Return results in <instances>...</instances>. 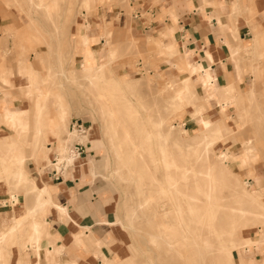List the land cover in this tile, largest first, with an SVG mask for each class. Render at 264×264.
I'll return each instance as SVG.
<instances>
[{
    "label": "rangeland",
    "instance_id": "374dc122",
    "mask_svg": "<svg viewBox=\"0 0 264 264\" xmlns=\"http://www.w3.org/2000/svg\"><path fill=\"white\" fill-rule=\"evenodd\" d=\"M83 1L75 0L73 10L67 11L68 1L62 0L58 2V9H54L53 12L51 10L48 14L45 10L48 0L47 2H44V0H0V102L5 99L8 104L11 101L13 103L11 107L15 109L28 110V112L24 113L23 120H28L31 126L26 131L20 127L17 129L16 127H12L9 116H7L3 106L0 105V113H5L3 121L0 116V140L8 136V138H16L17 143L20 145L25 143L24 149L28 157L24 162V167L29 173V178L33 179L38 187L42 188L45 185L53 184V182L44 177L45 166L49 164L48 155L52 152V150L48 149L52 147L53 143H56L58 149L63 150V142L68 135L69 125L73 119L87 122L93 127L90 139L87 141L89 143L87 145L89 154L86 160L87 166L93 172L99 169L98 172L102 175L100 181L104 185V189L114 197L113 211L115 222L111 223V225L115 224L114 227L117 229V233L115 238H108L107 242H104L103 248L105 247L104 249L108 258L122 260V263H127V260L133 258L136 264H220L219 261L221 259V264H223L222 260L223 262L226 261V257L216 254L217 252L211 254L216 246L213 242V240H216V237H213V240H211L210 237L208 238L207 235L202 234L200 240L198 235L197 237L195 235L190 236L191 239L193 237V240L198 238V242L189 239L190 242L184 243L186 246L183 244L182 252L178 253H174L169 249L166 242L162 241V239L158 241V245L152 242L151 235L157 236L160 230L156 223L158 221L149 222V219L155 206L158 209L162 205H167L165 209L170 211L168 222L175 227L172 231L168 232L167 237L173 242L182 240L178 224L181 223L183 228H185L188 222L181 219L182 217L174 211L175 206H173L174 203L177 205L181 198L173 190L169 191V189H164V194H161L159 192V182H157L158 184L156 182L151 184V175L144 170L140 171L142 165L141 158H138V156H135L133 162L128 167L126 166V168L123 163L121 164V160L115 151L120 152L121 159L124 162V160L127 161L128 159V150L130 148L127 145L128 143L123 140L125 127H123L122 121L120 122L119 120L120 117H124L122 109L113 106L112 100H107L109 104L104 98H98L99 90L88 84L83 74H73L74 76H72L70 70L71 68L80 70L82 65L80 57L82 53L76 48L75 53L71 46L75 45L76 40V45L82 48V37L81 39H77V36L82 34L87 35L89 40L87 53H83L84 57H88L85 66L94 67L101 63H110L109 67L110 69L113 68V75L116 77V80L124 85V95L135 107V112L130 114V116L128 115L129 117L127 116V119L131 122V136H133L134 132V138L136 137L135 144L139 142V138L137 137H141V135L143 137L147 133H150L151 139L147 145L152 149V157L161 159L160 147L164 142L156 135V130L152 125L157 115L166 118L165 125L173 129L172 138L174 139L189 141L191 139L189 136H194L199 131L197 129V119L193 120L191 116L194 113L200 112V102L195 101L192 105H187L186 99L182 96L183 91H181L182 81L190 73L189 71L185 72L186 74L180 73L179 68L174 67V65L178 66L184 61L185 55L179 51V45L177 44V51L168 52L167 46L164 47V45L169 42V39L162 37L159 31L151 33L132 31L130 29V20L132 19L133 9L130 8V0H91L92 8L90 6L86 7ZM120 10L124 15L119 17L117 13ZM4 25L6 27H1ZM106 30L109 31V36H105ZM107 39L116 53L112 61L109 60L106 54L108 50ZM92 46L96 53L97 62L92 51ZM73 52L75 56L73 64H71L70 58ZM92 54L93 57L89 58V55ZM104 56L106 57L104 58ZM10 59L13 61L11 65L9 64ZM29 65H32L37 71V75H32L35 83L33 88H28L30 85L29 76L24 70L30 67ZM63 73H66L65 76H63ZM3 79H6L9 84L4 83ZM131 86L133 87L131 88ZM22 88H28V97L24 94ZM242 92V90H239L236 94V96L239 95V100L235 97L239 105L231 100L230 104L227 102V106L224 108L223 116L229 117L227 122L231 132H226V136L223 139H220V141L216 140L214 146H209V151L206 155L208 154V157L215 161H218L217 155L222 154V152L229 151L237 157L240 154L244 155L242 160L239 158L233 159L228 164L229 168L235 172L232 175L233 178L237 177L242 187L244 186L247 191H252L257 186L254 179L247 176V173L255 172L261 180V190L264 192V94L259 93L251 100L247 99V96H244L243 103L240 100ZM198 93L204 97L209 96V92L207 93L205 90L202 92L198 91ZM35 94L44 97L48 95L55 97L62 95L66 103V108L64 109L66 121L63 125L66 128V133L58 139L53 137L51 134L52 130L50 129L48 133L51 136L45 138V146L39 147L38 161L34 158L32 151L33 143L37 140L36 135L41 133L33 125L36 109ZM175 96L180 98L182 108L176 109L175 114L173 113L169 117L167 115L171 111V102ZM7 97L10 99H6ZM224 102L221 100L219 104H223ZM216 103L218 104L217 101ZM47 105L49 116L59 113V108L51 105V102L47 101ZM106 106L110 112L115 111V115L109 113V110L105 109ZM206 106L207 110L212 108L211 103H207ZM239 115H242V120L239 119ZM218 116L220 120L222 115L219 112ZM112 122H116V137L114 142H111L109 137L104 134L107 125H110ZM132 122L136 123L135 126ZM185 123H187V127H184ZM143 129H145V133ZM136 131L139 132L137 133ZM174 139L168 140L164 146L173 154L174 159L180 160L183 158L185 151L183 148L174 145ZM245 140L252 141L254 144H261L257 151V159L249 165L244 160L246 153L245 149H243V143H246ZM5 153L6 149L1 148L0 201L8 204L20 203L13 213H4V218L8 222L5 226L9 229L13 221L16 220V217L24 215L34 205L35 197L32 191L28 190L27 186L24 185L16 188V184H14L11 178H7L8 171L5 172V167L2 165ZM11 153L9 154L11 155ZM164 164V162L159 161L155 175L165 185ZM36 169L38 173L43 175V178L40 179L37 175H34ZM173 172L177 173L176 170ZM190 186L192 187L193 185ZM48 187L54 195V188L50 185ZM191 192L195 191L191 189ZM150 193L154 197L150 201L151 198L148 196L151 203L147 200V194ZM237 193L240 195L245 194L241 188L238 189ZM7 197L8 199L5 200ZM262 202L264 203V194ZM147 203L152 204L151 209ZM225 203L229 204V200H225ZM235 207H237L236 204ZM243 207L248 211L264 213V209H259L260 207L255 204L240 206V208ZM184 209L187 210L186 204L184 205ZM49 217L47 216V219ZM37 218H41V215H37ZM185 219H187V216H185ZM258 219L248 214L243 215L242 213H238V211L230 212L228 209L222 210L219 213L217 220L218 227L224 226L222 227L224 230L227 228L226 225L232 220L237 222L238 226L247 225V229L241 233H236L232 237L233 240L250 238L258 239L257 241H259V244H256V242L255 244L254 242L251 244L242 243L234 255L244 256V254L247 255L246 251H249L248 254H251L254 250L256 252L258 250V253H260V250L264 249L262 243V239L264 238V217ZM31 220V218L27 219V222ZM3 225H0V230L3 229ZM47 227L50 228L49 225ZM174 232L175 234H172ZM24 237H26L25 232H20L8 239L4 244L6 260H1V264H9L7 262L8 254L12 246H16L17 250L16 264L22 255L25 256L19 243H13L14 239L17 240L19 238L20 240ZM203 240L206 242L204 243ZM197 243L201 244L198 246ZM204 244L205 246H203ZM111 246H114L112 250L110 249ZM183 247L188 248L186 250ZM79 248L81 249L79 245L75 244V249ZM200 248H203V250L199 251ZM104 249L102 250L103 252ZM149 249L154 254H150ZM64 250L65 248L62 247L61 253ZM189 251L192 253L190 258L188 256L190 255ZM91 252L93 256L95 253L97 255V251L91 250ZM197 252L199 255H202L196 259L194 256ZM28 253L29 255H27L25 264L36 263L35 249H32ZM0 255H2L1 249ZM57 256L53 257V261H58ZM150 256L155 257V259L150 261ZM202 256L206 258L205 263L202 260ZM99 257L101 256L99 255ZM71 261L76 260L72 259ZM98 261L99 263L96 264H102L103 262L102 258ZM225 263L228 264L227 261ZM80 264L89 263L83 261Z\"/></svg>",
    "mask_w": 264,
    "mask_h": 264
},
{
    "label": "bare ground",
    "instance_id": "6f19581e",
    "mask_svg": "<svg viewBox=\"0 0 264 264\" xmlns=\"http://www.w3.org/2000/svg\"><path fill=\"white\" fill-rule=\"evenodd\" d=\"M60 1L62 0H48V2L47 0H44V2H47V5L45 6V10L48 12V14L50 13L51 10L53 12V10L58 7L59 4L58 2ZM67 1H68L66 8L67 11L73 10L74 8L73 6L75 5V0H67ZM83 2L86 7L90 6V8H92L91 0H84ZM87 11L89 12L88 9ZM108 32H109L108 30L105 31V36H109ZM81 37L83 41L82 48H79L76 45V40H75V45L71 46V48L74 49L73 51L75 53H76L75 48L80 50V52L82 53V55L80 56L82 59L81 69L77 70L71 68L70 69L71 74L72 76H74L73 74L75 75L83 74L85 79H87L88 84L99 90L98 98L100 99L104 98L105 101L112 100L114 104L113 106L122 109V114L124 117H122L123 119L120 117L119 120L120 122L122 121V125L123 127H125V129L122 127L124 129L123 132H125L123 136V140L124 142L128 143L127 145L130 146V148L128 150L129 151L128 159L127 161L124 160V162L121 159L120 152L115 151L117 152L118 158L121 160V164L123 163L124 167L126 168V166L128 167V165L133 162L134 157L138 156V158H141V165H142L140 167L141 168L140 171L142 172L144 170L149 175H151V179H152L151 184H154V182L156 183L159 182L158 186H159V192L161 194H164L165 191L164 189H169V191L173 190V192H175V194L179 195L181 198L180 202L177 203V205H175L174 203L173 206H175L174 211H176V213L180 215V217H182L181 219H183L184 221L186 220L188 222L185 228H183V225L181 223L178 224L180 226L178 227L179 228L178 230L180 231L182 240L181 241L176 240L175 242H173L172 240L169 239V237H167L168 232L172 231V229H174L175 227L174 225L168 222L170 211L165 209L167 205L166 206L162 205L159 206L158 208L159 210L155 206V209L153 210L151 217L149 219V222L157 220L158 222L156 223L160 230V233H158L157 236L151 235L152 242L158 245V241L162 239V241L166 242L169 249H171L174 253H178V252H182V245L188 242L189 239H191L190 236L195 235L197 237L198 235L199 238L200 236L202 238V234H204L207 235L208 238L210 237L211 240H213V237H216V240H213L216 246L214 245L215 248L213 251L211 250L212 251L211 254L212 253L215 254L217 252L216 254H219L220 256L223 255L224 257H226V261L228 264H254L255 261L252 259L247 260L244 256H241L240 260H236V257L234 255L235 251H237L238 248H240L239 246L242 243L246 242L248 244H251L254 242L255 244L256 242V244H259L258 243L259 241H257L258 239H250V238L247 239L239 238L238 240L232 239V237H234L236 233H241L243 230L247 229V225L238 226L237 222L232 220L226 225L227 228L224 230L222 229V227L224 226L218 227L217 220L219 218V213L225 209L230 210V212L238 211V213H242L243 215L248 214L251 217L257 218V220H259L258 218L261 219V217H264V213L262 212L248 211L244 209V207L240 208V206L255 204L260 207L259 209L261 210L264 209V203L262 202L263 194L258 189L259 186L258 174H256L255 172H252L250 174L247 173V176L253 178L254 181H256V186H257L256 189H253L252 191H247L244 186L242 187L240 185L237 177L235 179L233 178L232 175H234L235 172H233L228 166L229 160L233 155L232 153H230L229 151L222 152V154L217 155L218 161L211 160V158L208 157V154L206 155V153L209 151L208 149L209 146L210 147L214 146L216 140L220 141V139H223V137L226 136L223 130L224 128L223 124H220L219 122L214 123L204 117V113L207 111L206 104L210 100L217 98L218 96L220 97V100H222V102L225 101L223 103L224 108L227 106L226 105L227 102L228 104H230L229 102L231 100L234 101L236 104H238V101L235 99L237 92L236 84L231 85L230 88H227L226 90H220L218 88H215L213 82H211L210 75L206 74V76L204 77L205 80L202 83V88L209 90L210 94L209 97L207 98L199 95L198 91L195 89L196 86L192 80V77L186 76L182 81V87H181V91H183L182 96L186 99L187 105H192L193 103H195V101L200 102L201 105L200 112L194 113L191 116L193 120L197 119V125L199 131L194 136H189L191 138L189 141L174 139L172 138L173 129L165 125L167 121L166 118L157 115V117L153 120L152 125L156 130V135L160 139H162L164 143L162 142L163 145L160 147L162 158L156 159L152 157V149H150V146L147 145L148 141H150L151 139L150 133H147L143 137L142 135L141 137L140 136L137 137L139 138L138 140L139 142L137 144H135L136 137L134 138V132H133V136H131V132H130V130H132L130 129L131 122H129L127 118L130 116V114L135 112V107L132 104V102L124 95L123 92L124 85L123 83L116 80V77L113 75V70H112L113 68L110 69L109 67L110 63L105 62L94 67L85 66V62L87 61L88 57L87 58L84 57L83 53L84 52L87 53V45L89 43V40H88V36L83 34L78 35L77 39L78 38L81 39ZM106 42L108 45V50L106 54L107 57H109V60L112 61L115 58L116 53L111 43H109L108 39L106 40ZM74 52L71 53V58H70L71 64H73V60L75 56ZM105 57L106 56H104V58ZM89 58H91L90 55ZM29 66L30 67H27L24 70L29 76L30 85L28 86V88H33L35 86V83L33 81L32 75L34 74L37 75L36 74L37 71L34 69L32 65ZM65 74L66 73H63V76H65ZM3 81L4 83L9 84V82L6 79H3ZM132 87L133 86H131V88ZM254 94H255V90H252L249 94L250 100L255 96ZM35 97H36L35 100L36 109H35V117L33 119V125L36 127L37 130H40L41 133H38L36 135L37 140L33 143L32 151L34 158L38 161V150L40 149L39 147L45 146V138L51 136L48 133V131L51 129L52 130L51 134L53 135V137H56L58 139H60L61 136L66 133V128L65 126L63 127L66 121V114L64 111V109L66 108V103L64 102V98L62 95L56 97L52 95H48L47 97H44V96H40L39 94H35ZM47 101L51 102V105L59 108L60 111L57 115L53 114L49 116V112H47L49 110ZM107 102L106 105L108 106L109 102L108 103ZM107 106L105 107V109H107ZM171 106H172L170 109L171 111L169 110L170 112L167 115L169 117L172 116V114L175 112L176 109L180 107L182 108V103L180 101V98L175 96L173 98V101L171 102ZM102 109H104V107H102ZM115 109L117 110V108ZM108 110L109 109H107V111ZM5 111L7 113V116H9L10 124H12V127H16V129L20 127L22 128V130L25 131L27 130V128H31L29 121L23 120V116L25 115L24 113L28 112V110H22L18 108L14 110L10 108H5ZM114 112L113 111L110 112L109 110V113L114 114ZM113 117L115 118V116ZM238 117L240 120H242V115L241 116L239 115ZM115 124L116 122H112L110 125H107L104 131L105 136L109 137L111 142H114V139L116 137ZM133 124L135 126L136 123ZM144 130L145 129H143V131ZM170 139H174L173 140L174 145L179 148H183L185 151L183 158H181L180 160L174 159L175 157L173 156V154H171V152H169L164 146V144ZM252 145H253L252 141L243 143V149H245L244 151L246 153L244 160L247 165H249L250 163H254L253 161L257 159L256 149ZM1 148L6 149L5 157L2 160L3 161L2 165L5 167L6 170L5 172L8 171L7 178L8 179L11 178L14 184H16V188L24 185L27 186L28 190L32 191V193L34 194L35 202L31 208H29L28 210L26 209L27 211L25 212L24 215L18 216V218L16 217V220L13 221L9 229H7L5 226L6 224H4L3 229L0 230V249L2 252V255H0V261L3 259L4 261L6 260L4 244L8 241V239H10L11 236L17 235L20 232L21 233L25 232L26 237L20 240L19 238H17V240H15V243H19L21 250H23V252L25 253L24 254L25 256L22 255L18 260L17 264H25L27 255H29L28 252L31 251L32 249L33 250L35 249L36 252V263L34 264H42V263L58 264V261H53V257L54 256L56 257L57 255L61 254L62 247H57L54 244V242L51 241L52 247L43 248L41 246V243L45 238L50 239L51 232L49 233V228L47 227V225H49L47 222V216L51 215V208H55L58 211V213L61 215V217L68 216L67 208L54 202V195L50 191L48 185H45L44 187L40 188L33 179L29 178V173L27 169L24 167L25 164L24 162L28 157L24 149L25 143H22L20 145L17 143L16 138L9 137L0 140V149ZM9 153H11V155ZM159 161L165 163L164 165H165L166 186L157 178V175H155V173L157 172ZM174 170H176L177 173L173 172ZM190 185L193 186L191 187ZM240 188L243 190L245 194L240 195L237 193L238 189ZM191 189H193V191L195 192L190 193ZM148 196L151 198L150 201L153 200L154 198L153 195L151 193L147 194L148 202H149ZM225 200H229V204H226ZM183 204L184 205L186 204L187 210L184 209ZM235 204L237 207H235ZM151 206L152 204H148V207L150 209ZM37 215H41V218H37ZM185 216H187V219H185ZM30 218L32 220L30 222H27V219ZM172 234H175V232ZM195 239L196 240H193L192 237L191 241L193 240L195 242H198L197 241L198 238ZM262 240H263L262 243L264 245V238ZM205 242L206 241H204V243ZM75 244L79 245L81 249L84 248V249H91L97 251V256L100 255L103 260L102 264H136L133 258L127 260L128 261L127 263H122L123 262L122 260L119 261L116 260L115 258L112 259L108 258L106 255L103 254L101 250L105 243L95 239L93 235H88V236L76 235ZM197 244L199 246L201 243H197ZM203 246H205V244ZM183 248L186 249L188 247H183ZM200 250H203V248L202 249L200 248L199 251ZM190 251H189L190 255H188L189 258L190 256H192L191 253L192 251L191 252ZM149 252L150 254H154V252L151 249H149ZM201 255H199V253L197 252V254H195L194 257L197 259V257H201ZM150 257H151L149 259L150 261H153L155 259V257L153 256ZM202 260L205 263L206 258L203 257ZM219 262L221 264V259ZM224 262L222 260L223 264ZM67 264H78V263L76 261L70 260L69 263Z\"/></svg>",
    "mask_w": 264,
    "mask_h": 264
},
{
    "label": "crops",
    "instance_id": "0c3cea01",
    "mask_svg": "<svg viewBox=\"0 0 264 264\" xmlns=\"http://www.w3.org/2000/svg\"><path fill=\"white\" fill-rule=\"evenodd\" d=\"M129 5L133 9L130 20L132 31L161 32L162 37L169 39L164 45L167 46L168 52L177 51L176 44L179 45L178 49L185 58L180 65L174 67H178L180 73L189 71L190 75L187 76L192 77L197 91L209 92L208 89L202 88L204 77L208 74L213 85L220 90H226L236 84V94L239 90L243 91L241 102L244 101V96L249 99L252 90H255L254 95L264 94V0H130ZM117 14L119 17L124 15L121 10ZM92 51L96 59L93 46ZM93 54L90 55L91 58ZM12 63L10 59L9 64ZM27 89L22 88L28 97ZM239 98L237 95L236 99ZM220 101L219 96L210 100L208 103L212 104V108L204 113V117L214 123L223 124L224 133L231 132L227 122L229 117L223 116L224 106L219 104ZM9 104L5 99L0 102L4 111L5 108L15 110L11 107L13 104L11 101ZM218 112L222 115L220 120ZM4 115V112L0 113L2 121ZM184 125L187 127V123ZM54 144L56 143L49 149L52 152ZM88 144L86 142V145ZM253 145L257 149V155L261 144ZM52 152L48 155L49 162L52 159ZM88 157L87 149L86 157L78 160L74 167L65 173L61 182L53 181L44 169L45 179L53 182L48 185L54 188V202L66 207L68 216L61 217L55 208H51V215L47 219L51 227L50 239L45 238L41 246L52 247L53 241L57 247H64V252L57 256L61 264H67L72 259L78 264L83 261L89 264L99 263L101 257L96 253L97 257L93 256L91 250L75 249L76 235H93L95 239L105 243L108 238L116 237L117 229L111 225L115 222L114 197L104 189L99 169L93 172L88 168L86 163ZM243 157L242 154L238 157L232 155L229 163L237 158L242 160ZM34 175L43 178L37 169ZM254 182L256 184V181ZM258 185V189L264 194L259 178ZM7 199L8 197L5 200ZM19 204L5 205L4 201L3 203L0 201V225L8 224L4 213H13ZM13 243L15 244V239ZM113 248L114 246L110 247L111 250ZM9 251L7 262L16 264V246H12ZM246 253L244 256L247 260H254V264H264L263 248L260 253L258 250L251 254H248L249 251ZM103 254L106 255L105 249ZM235 257L236 260H240L241 255L237 254Z\"/></svg>",
    "mask_w": 264,
    "mask_h": 264
},
{
    "label": "built area",
    "instance_id": "2783aa9c",
    "mask_svg": "<svg viewBox=\"0 0 264 264\" xmlns=\"http://www.w3.org/2000/svg\"><path fill=\"white\" fill-rule=\"evenodd\" d=\"M92 131L93 127L83 120L73 119L71 121L68 135L63 142V150H59L57 144H55L52 159L45 168L53 181H63L65 173L73 168L78 160L86 157V142ZM5 205H8V203H5Z\"/></svg>",
    "mask_w": 264,
    "mask_h": 264
}]
</instances>
